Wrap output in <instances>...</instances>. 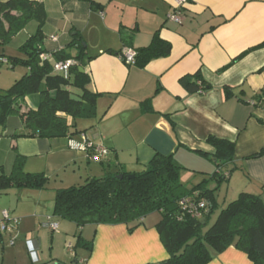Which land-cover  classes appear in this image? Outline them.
<instances>
[{
    "label": "crops",
    "instance_id": "1",
    "mask_svg": "<svg viewBox=\"0 0 264 264\" xmlns=\"http://www.w3.org/2000/svg\"><path fill=\"white\" fill-rule=\"evenodd\" d=\"M29 1L40 3L44 10L47 51L65 49L74 39L86 43L83 59L91 60L83 73L89 77V91L100 97L95 118L82 120L81 128L74 124L83 132L80 135L109 154L95 164L71 150L67 138H14L22 126L9 119L0 125V176L10 174L18 154L24 157V171L43 174L49 179L47 186L58 178L61 184L69 181L74 186L89 178L139 171L160 154L172 155L177 166L193 173L190 181L195 185L216 170L209 160L213 149L206 142L211 136L235 145L233 162L222 170L234 166L245 173L233 187L235 175H229L228 192L232 188L264 199V155L250 159L264 151V0H188L178 14L179 23L168 18L175 13L174 0H91L95 8L85 0ZM156 32L171 50L143 69L109 54L147 47ZM52 36H57L56 43L49 41ZM2 59L0 65L6 60ZM197 71L211 89L189 95L179 79ZM188 175L181 173V181ZM59 189L65 188H55L54 195ZM43 194L34 189L7 190L0 195V219L7 211L18 220L15 234L26 238H33V230L46 223L49 228V222L58 225L54 233L61 229L66 237L74 235V224L54 218L53 202L44 200ZM158 221L87 225L93 227L90 240L83 236L87 226L77 238L91 242V249L78 245L76 238L73 258L79 264H163L168 256L156 230ZM9 240L0 237L2 252ZM47 259L45 264H66L54 251ZM209 264L251 263L230 247L214 254Z\"/></svg>",
    "mask_w": 264,
    "mask_h": 264
},
{
    "label": "trees",
    "instance_id": "2",
    "mask_svg": "<svg viewBox=\"0 0 264 264\" xmlns=\"http://www.w3.org/2000/svg\"><path fill=\"white\" fill-rule=\"evenodd\" d=\"M85 1L92 8L97 6L91 0ZM29 21H35L37 29L19 48L24 57L6 58L4 62L11 68L20 64L26 73L8 90L0 91V125L5 126L9 119L19 121L22 132L14 138H74L83 133L76 130L74 121L96 116L95 106L100 95L89 91V77L80 72L91 59H83L84 44L80 39H74L65 49L45 50L43 26L46 16L40 3L29 0L0 3V45L8 44ZM67 48L76 49V55H68ZM170 50L171 46L156 32L147 47L134 51L133 65L143 69L149 62L167 57ZM109 54L120 59L123 56V53ZM40 55L50 56V60L41 61ZM2 58L5 57L0 56ZM68 60L75 64L67 77L53 73V63ZM179 85L189 95H202L211 89L200 71L183 76ZM32 94L39 95L38 106L24 108L26 98ZM70 96L79 101L71 100ZM206 142L213 149L209 160L216 170L191 188L182 183L181 173L186 169L177 166L172 155L155 154L139 171L89 178L81 185L56 190L53 217L81 229L87 225L138 226L147 216L158 213L160 219L156 230L168 256L163 264H209L214 254H222L230 247L244 254L251 264H264V199L261 194L241 192L206 228L210 215L217 208V191L228 181L232 171L222 168L233 162L235 150L234 143L226 140L210 136ZM263 155L264 151H261L250 159ZM118 175L123 177L118 179ZM128 175L133 178H127ZM48 182L43 174L26 173L24 157L17 154L10 174L0 176V195L12 188L41 191L47 188ZM183 199L194 205L205 204L200 218L180 207L179 202ZM77 244L91 249V242L85 243L80 237ZM73 264L79 262L74 260Z\"/></svg>",
    "mask_w": 264,
    "mask_h": 264
},
{
    "label": "rangeland",
    "instance_id": "3",
    "mask_svg": "<svg viewBox=\"0 0 264 264\" xmlns=\"http://www.w3.org/2000/svg\"><path fill=\"white\" fill-rule=\"evenodd\" d=\"M37 25L35 21H29L26 26L13 38L10 40V42L6 45H0V56H3L7 59L9 58H17L22 59L24 56L19 52V48L28 40V38L36 33ZM63 41V39H61ZM90 42V41H89ZM45 45V46H44ZM86 43L83 45L85 46ZM44 49L47 50L49 47V43L47 42V39H44L43 41ZM66 53L73 57L76 53V51L73 48H67ZM26 73V69L20 65L16 64L13 68L10 67V64H2L0 65V91L8 90L15 81L22 78ZM26 102L24 105V108L31 107L36 108L39 104V95L38 94H32L29 95L26 98ZM89 121H92L90 119ZM94 121V120H93ZM75 124H77V128L83 125L81 119H76L74 121ZM79 125V126H78ZM230 176L232 174L235 175L233 179L232 186H234L235 181L237 177H245V173L242 170L234 169L232 167L226 169L231 170ZM182 174H189L187 177L183 179L182 183L187 186L188 188H191L195 185H193V182L190 181L192 179L193 173L190 174V172L185 171L182 172ZM191 175V176H190ZM227 182H224L217 191V208L213 210L212 214L210 215L208 219L207 227H210L213 222L215 221L216 217L218 216L220 210L225 208L230 202L234 201L238 196V191H233L231 188V191L228 192L227 188ZM54 184L58 185L59 187H54ZM66 184V185H63ZM76 184V183H75ZM72 184L69 181H65L61 184V179H56V182L52 180L51 184L47 186L46 189L42 190L44 193L43 198L48 203L53 202L50 201L51 199L54 200V190L55 188H67L71 186ZM54 188V189H53ZM150 221L153 220H159L160 216L158 213H153L146 217ZM68 223V222H66ZM47 223L43 226H40L39 230H33V238L32 237H23L19 236L18 233L14 234L12 239L13 243L11 244L9 240V246H5L4 251L2 252L0 250L1 260L2 264H45L47 262L48 255L51 254L53 251L58 256L59 260L62 262H65L66 264H69L70 262L74 261L75 257L73 258L74 253L76 250H74V246L76 243V238L80 234L81 229L77 228L76 226H72L75 230L74 235H70V237H66L65 235L61 234L60 230L58 233H53L50 231V229L47 227ZM72 225V224H71ZM93 230L92 226H87L85 233L83 236L90 240V231ZM73 231V232H74ZM36 233V234H35ZM40 234V235H39ZM60 236H56V235ZM54 237L55 241L52 242V239ZM52 251V252H51ZM79 256L82 255V249L77 250Z\"/></svg>",
    "mask_w": 264,
    "mask_h": 264
},
{
    "label": "built area",
    "instance_id": "4",
    "mask_svg": "<svg viewBox=\"0 0 264 264\" xmlns=\"http://www.w3.org/2000/svg\"><path fill=\"white\" fill-rule=\"evenodd\" d=\"M174 11L175 13L170 15L168 18L176 23H179L180 20L178 18V14L180 10L183 9L188 0H174ZM57 36L50 37L49 41L52 43L57 42ZM135 53L133 50H125L123 56L121 57V61L126 65H132L134 63ZM39 59L41 61H49L50 56L40 55ZM73 60H68L65 62H55L53 63V73L55 74H67L69 69L74 65ZM68 146L71 150L81 152L85 155L86 159L90 163L100 164L103 163L109 151L92 141L88 140L84 135H80L77 139L74 138H67ZM180 207L193 215L196 218H200L202 212L205 209L204 203H197L192 204L188 201V199H183L179 202ZM18 220L11 218L7 211L1 212V219H0V237L1 236H8L11 239L10 243H13V235L15 234V228L17 226ZM58 225L56 223L49 222V229L54 233L57 231Z\"/></svg>",
    "mask_w": 264,
    "mask_h": 264
},
{
    "label": "water",
    "instance_id": "5",
    "mask_svg": "<svg viewBox=\"0 0 264 264\" xmlns=\"http://www.w3.org/2000/svg\"><path fill=\"white\" fill-rule=\"evenodd\" d=\"M80 72H83V70L80 69ZM70 99L73 100V101H76V102L79 101V99L74 97V96H70ZM122 177H123V175H118L117 176L118 179H121ZM127 178L131 179V178H133V176L132 175H128Z\"/></svg>",
    "mask_w": 264,
    "mask_h": 264
}]
</instances>
